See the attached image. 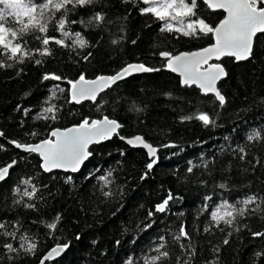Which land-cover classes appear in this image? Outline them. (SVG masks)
<instances>
[{"label":"trees","instance_id":"16d2710c","mask_svg":"<svg viewBox=\"0 0 264 264\" xmlns=\"http://www.w3.org/2000/svg\"><path fill=\"white\" fill-rule=\"evenodd\" d=\"M147 7L142 0H93L59 11L49 6L41 21L47 31L22 36L16 20L27 16L6 17L5 27L18 35L5 32L9 47L0 45V168L13 163L0 183V264H37L55 246L64 252L46 264H146L161 244L168 256L156 264H264V235H256L264 233V33L245 62L221 61V104L181 86L161 53L212 44L211 32L192 34L187 24L202 20L213 28L223 14L196 0L195 15L168 21ZM36 15L40 19L39 8ZM16 44L21 50L13 57ZM131 63L157 71L123 80L93 103L70 102L69 81L112 76ZM102 117L120 129L92 147L73 175L45 174L36 155L10 144H34L53 129ZM133 136L156 148L150 169L142 150L121 141ZM249 197L253 203H242ZM165 200L164 211H157Z\"/></svg>","mask_w":264,"mask_h":264},{"label":"snow or ice","instance_id":"6c2138e0","mask_svg":"<svg viewBox=\"0 0 264 264\" xmlns=\"http://www.w3.org/2000/svg\"><path fill=\"white\" fill-rule=\"evenodd\" d=\"M93 0H47L46 3L41 5H37L34 3V0H0V5H3V8H0V45H3L4 48H8L9 44L5 43V32H10L13 37L19 34L22 36L25 32L30 29H36L39 32L43 33L47 31L46 23H41L43 18L45 17L46 11L49 9V6L59 11L61 9L67 10V5L72 4L84 6L86 4L92 3ZM146 4H152L153 7H149L144 9L145 12H153L155 13L159 19L165 20L167 18L166 10L168 9H182L184 11L178 12V15H195L193 9L195 8L196 0H191V5L186 4L185 0H144ZM209 3L210 7H218L223 8L227 11L228 16L225 20H223L220 25L216 28H212L205 24L202 20L198 21L201 32H215L216 34V44L212 48L204 49L203 53L207 54L206 58H211L213 55H216L217 59L221 54L227 55H235L237 59H246L247 56L251 52L252 39L257 34V32L264 33V7H257L258 0H218V2H213V0H206ZM260 3H264V0H259ZM39 8V18L37 19V9ZM11 11H6V10ZM159 9V10H157ZM21 14H25L27 16V20H16V23L22 25L18 32L11 28H6L4 21L7 16H20ZM96 20H101L102 17L97 14L95 17ZM176 19V17H173ZM64 27V20L59 21V28L62 30ZM166 27L171 30L170 25H166ZM189 29L192 30V34L195 33L196 28L194 24L189 23L187 25ZM179 30V29H177ZM185 35H189V32H185ZM67 35V33H65ZM49 43L48 38L43 39V44L47 45ZM56 43H61V41L57 40ZM81 46H83V41L80 42ZM21 50V45L16 44L11 48L12 56L15 57L16 54ZM47 53V49L44 50ZM43 54V53H42ZM161 55L167 57L169 53L164 52ZM191 55L193 57L202 56V53H193V54H184V56H176L172 57L168 61V67L172 71H179L181 75L184 77V83L187 84L189 81L195 83L197 80H200V87L207 90L215 92L217 99L221 104L224 103V97L220 94L219 91L215 89V82L220 76L223 74V69L220 65L210 66L209 71L205 74L197 73V65L199 61H189L188 56ZM175 62V63H174ZM39 63V61H37ZM3 66V65H0ZM215 68V71L211 69ZM157 71V69H152L149 67H145L143 64H129L124 67L121 71L117 72L113 76L108 77H98L96 81H86L84 76L81 75L79 81L72 84V96L73 99L79 103L80 98L94 99L96 91L98 90V81L103 82V86H107L109 84L115 83L117 80L122 79L124 76L129 75L131 72H152ZM48 77L46 76L45 79ZM54 79H60V77H53ZM69 83H72L69 81ZM84 85H93L95 87L85 88L81 87L77 89V84ZM52 111L51 108L45 109V112ZM55 117H53L54 119ZM199 119L202 120L206 125L211 121L207 115H200ZM120 125L116 123L114 120L104 121H93L91 125L89 122L85 120L82 124L79 125L78 128H72L66 130L64 133L53 132V136H57L58 139L53 142L51 140H45L42 144H38L35 146L32 145H21L16 144V147H23L26 151L36 152L39 151L40 155L43 158L42 167L45 171H50L53 167H71L73 171L77 170L79 164L83 162L84 159L87 158L90 153L86 151L87 145L92 142V138L95 137H103L108 138L110 133L115 132ZM255 137H259V133L254 134ZM253 135H250L248 138L251 140L254 138ZM123 139V137H121ZM15 143V142H13ZM127 143L130 145H142L144 148L148 150L149 155H154L156 149L151 145L144 142L142 137H135L133 140H128ZM152 163H155L153 160ZM152 163L148 165L150 169L152 167ZM8 167H11L9 165ZM8 167L0 168V179H3L4 176L8 172ZM191 171V169H189ZM27 183V181H25ZM28 195V193H25ZM171 199V196H169ZM255 197H249L244 200L242 203L245 205L253 203ZM168 200H165L162 204L157 206V211H164L165 206L167 205ZM231 207V206H229ZM240 215H243L244 210H239ZM226 215L231 216V212H227ZM217 218V213H213V219ZM223 219V217H221ZM228 224H231V220L225 221ZM3 225L0 224V228ZM49 227L54 228L55 224L49 225ZM182 235H187L181 230ZM256 235H264V233H256ZM179 239V237H177ZM227 243V241H225ZM9 250H13L12 246L6 245ZM66 247V246H65ZM164 247L161 244L155 251L158 253L157 256L151 257L149 261H146V264H156L157 261L162 258H166L168 253L166 251H161ZM35 248V245L32 244L29 246L28 250L31 251ZM62 251L60 248H53L51 252H49L48 256L45 259L51 258L54 254H59ZM43 264V261L41 262ZM131 264V262H129Z\"/></svg>","mask_w":264,"mask_h":264},{"label":"water","instance_id":"95a60500","mask_svg":"<svg viewBox=\"0 0 264 264\" xmlns=\"http://www.w3.org/2000/svg\"><path fill=\"white\" fill-rule=\"evenodd\" d=\"M200 1H201V2H202V3H203V4H204V5H205V6H206L211 12H221V13L223 14L221 20H220V21H219V22H218L213 28L218 27V26L220 25V23H221L223 20H225V19L227 18L228 13H227V11H226L225 9H223V8H218V7H210V6H209V3H207L206 0H200ZM213 2H218V0H213ZM261 7H264V5L261 6ZM260 34H262V33L257 32V34L253 37V39H252L251 51H252V47H253V43H254V39H255V37L258 36V35H260ZM211 37H212L213 43L210 44V45H208V46H205V47H203V48H199V49H197V50L190 51V52H180V53L175 54V55H173V56H167V57H165V56L161 55V57H162L163 59H165V67H166L167 71H168L169 73L173 74L175 77L178 78L179 84H180L181 86L194 87V88H196V89H197L202 95H210V96H213V97H214V98L220 103V101L217 99V97H216V95H215V92H213V91H207V90H205V89H203V88L200 87V83H201L200 80H197L195 83L189 81V83L185 84V83L183 82V81H184V77L181 75V73H180L179 71H175V72H174V71H172V70L168 67V61H169L170 59H172V57H176V56H184V54L202 53V54H203L202 56L193 57V56L189 55L187 58H188L189 61H192V62L199 61L198 65L196 66V67H197V73H198V74H205V73H207V72L209 71L210 66H213V65H220V67L223 69V74H222V75L220 76V78L217 79L216 82H215V89H216V91H219L218 88H217V87H218V84L220 83V81L224 80L225 77H226V71H225L223 65L221 64V61H222L223 59H231V60L233 61V63H235V64H236V63H242V62H245L246 60L249 59L251 52H250V54L247 56L246 59H237L235 55H227V54H221V55L219 56V59H217L216 55H213L211 58H206V57H207V54H206V53H203V50H204V49H208V48H212V47L216 44V34H215V32H211ZM174 63H175V62H174ZM131 64H134V65H135V64H140V63H131ZM125 67H126V66H125ZM123 68H124V67H123ZM123 68H122V69H123ZM122 69H121V70H122ZM121 70H120V71H121ZM211 70H212V71H215L216 69H215V68H212ZM118 72H119V71H118ZM144 73H148V72H131L129 75H126V76H124L122 79H119V80H117L115 83L109 84V85H107V86H103V82H102V81H98V86H99V87H98V90L96 91L95 98H94V99L80 98V102H79V103H77V102L73 99V96H72V91H73L72 84H73V83H76L77 81H79V79H77L76 81H74L73 83H71V85L69 86V89H68V97H69V100H70V102H71L72 104H74V105H80V104H83V103H86V102L93 103V102H95V101L97 100V98H98L101 94H103L104 92H106V90H107L108 88H111V87L114 86L115 84H117V83H119V82H121V81H123V80H125V79H127V78H129V77H131V76H133V75L144 74ZM114 75H115V74H114ZM112 76H113V75H112ZM100 77H108V76L103 75V76H100ZM97 78H98V77H97ZM97 78H94V79H91V80H86V79H85V80H86V81H96ZM81 87L92 88V87H95V86H93V85H84V84H82V83H81V84H77V89H79V88H81ZM105 119H107V120H111V119H108V118H106V117H102V118H100V119H93V120H87V119H85V120H87V121L89 122V125H91L93 121H104ZM85 120L81 121L80 123H78V124H76V125L69 126V127H67V128H64V129H53V130H51V131L49 132L48 138L45 139V140H51V141L55 142V141L58 139V137H57V136H53V135H52L53 132H57V131H58L59 133H64V132H66V130H68V129L78 128L79 125L82 124ZM116 123L118 124V122H116ZM119 129H120V127L117 128V129L115 130V132L110 133L108 138L95 137V136H94V137L92 138V142H90V143L87 145L86 151L89 153V150H90L92 147H94V146H98V145H100V144H102V143H105V142H107V141H110L114 136H116V134L118 133V130H119ZM135 137H137V136L128 137V138H123V139H121V141H122V142H123L128 148H130V149H140V150H142V151L146 154L147 159H148V160H151V163L153 162V160L155 161V163H152V166H154V165L156 164V157H157V154H156V153H157V151L155 152L154 155H149L148 150H147L146 148H144L142 145H138V144H137V145L134 146V145H130L129 143H127L128 140H133ZM139 137H140V136H139ZM45 140L39 141V142L34 143V144H27V145L35 146V145H38V144H42V142L45 141ZM144 142H145V141H144ZM145 143H146V142H145ZM10 144H11V146H12L13 148L17 149L18 151H20V152H22V153H29V151H26L23 147H21V148L16 147V144H17V143H13V142H11ZM147 144H148V143H147ZM149 145H150V144H149ZM153 148H154V147H153ZM155 149H156V148H155ZM30 153H33L34 155L37 156V158H38V160H39V164H40V169H41V171H42L43 173H45V174H49V173H53V172H58V173H62V174H70V175L76 174V173L82 168V166H83V164L86 162V160L90 157V155H88L87 158L84 159L83 162H82L81 164L78 165L76 171H73L71 167H67V166H65V167H53L50 171H45V169L42 167V164H43V158H42V156L40 155V152H39V151H36V152H30ZM9 165H11V167H12L13 163H10V164H8V165L5 166V167H8ZM5 167H2V168H5ZM11 167H8V171H9V169H10ZM7 176H8V172H7V174L4 176L3 179H0V183L3 182V181L7 178ZM156 209H157V208H156ZM159 212H161V211H159ZM53 248H60V249H62V251H60L59 254H54V255H53L51 258H49V259H45V257L48 256L49 252H51V250H52ZM63 252H64V247H62V246H55V247H52L51 249H49V250H48V251H47V252L41 257V259L39 260V262H38L37 264H41L42 261H43V264L54 262V261H56L57 259H59V258L62 256Z\"/></svg>","mask_w":264,"mask_h":264},{"label":"rangeland","instance_id":"374dc122","mask_svg":"<svg viewBox=\"0 0 264 264\" xmlns=\"http://www.w3.org/2000/svg\"><path fill=\"white\" fill-rule=\"evenodd\" d=\"M142 1H144V0H142ZM257 4H262V6L264 5V3H260L259 2V0H258V3ZM149 7H153V5L152 4H148V7L147 8H149ZM157 10H159V9H157ZM9 11H10V9H9ZM167 11V13H169L168 15H167V20L168 21H171V20H174L173 19V17H176V16H179L178 15V12H182V11H184V10H182V9H176V10H173V9H168V10H166ZM153 13V12H152ZM156 17H158L155 13H153ZM180 15H182V14H180ZM21 16H25V14H21L20 15V17ZM14 17V16H13ZM188 25V24H187ZM194 26H195V28H197L198 30H200V26H199V24L197 23V24H194Z\"/></svg>","mask_w":264,"mask_h":264},{"label":"flooded vegetation","instance_id":"af4514ba","mask_svg":"<svg viewBox=\"0 0 264 264\" xmlns=\"http://www.w3.org/2000/svg\"><path fill=\"white\" fill-rule=\"evenodd\" d=\"M39 167H40V164H39Z\"/></svg>","mask_w":264,"mask_h":264}]
</instances>
